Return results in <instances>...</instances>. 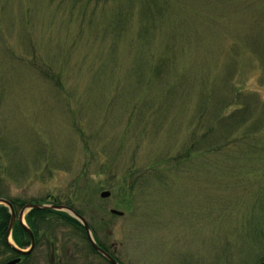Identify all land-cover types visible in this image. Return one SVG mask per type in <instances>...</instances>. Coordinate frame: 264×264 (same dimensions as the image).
<instances>
[{"label":"rangeland","instance_id":"obj_1","mask_svg":"<svg viewBox=\"0 0 264 264\" xmlns=\"http://www.w3.org/2000/svg\"><path fill=\"white\" fill-rule=\"evenodd\" d=\"M0 191L121 264H261L264 0H0Z\"/></svg>","mask_w":264,"mask_h":264},{"label":"flooded vegetation","instance_id":"obj_2","mask_svg":"<svg viewBox=\"0 0 264 264\" xmlns=\"http://www.w3.org/2000/svg\"><path fill=\"white\" fill-rule=\"evenodd\" d=\"M13 202H11L13 211L19 215L21 209L23 206H20L19 204H16V200L13 199ZM50 204H62L53 202L55 200H50ZM14 203V204H13ZM35 203H42V200L35 201ZM57 211V210H55ZM30 212H28L25 215V221L27 225L31 228V219ZM33 219V218H32ZM35 226H42L43 221L42 218L39 217L36 219H33ZM33 224V223H32ZM22 228L20 223H18V220L14 224L13 231H12V238L14 240L15 246L20 249H28L33 245V240L31 235L25 231L23 228V231H25L24 237L22 238L24 242V246L20 245L19 242L16 240V235L18 232H16L17 228ZM34 234V246L32 247L31 251L28 253H20L16 251L11 246L10 252H9V259L14 260L16 258L19 259V261L16 264H78V254L77 251L73 249L72 246H63L61 243L56 242L54 238V232L53 237H48L47 235H42L40 233L33 232ZM90 251V250H89ZM91 252V251H90Z\"/></svg>","mask_w":264,"mask_h":264},{"label":"trees","instance_id":"obj_3","mask_svg":"<svg viewBox=\"0 0 264 264\" xmlns=\"http://www.w3.org/2000/svg\"><path fill=\"white\" fill-rule=\"evenodd\" d=\"M217 145H219L217 143ZM4 174V172L2 171L1 176ZM4 195V196H2ZM0 198H6L9 201H12V198H10L9 193H7L6 191H0ZM31 201H25V202H21L20 206H23L27 203H29ZM16 204H19V202H15ZM14 204V203H13ZM77 212L82 213L80 211L77 210ZM57 211H50V210H33L30 212V217L32 216V218L36 219L41 217L43 224L42 226H35L33 219H29L31 220V230L34 232H36L37 234H44L47 235L48 237H53V230L55 229V227L57 228V225L55 224L58 221H62V224L67 225V224H71L74 225L75 227H77L79 230H81L82 235L86 238L85 235V231L83 226L81 225V223H79V221H77L75 218L67 215L66 213H60ZM59 215V216H57ZM10 222V212L8 207L4 206V205H0V256H7V254H9V252L11 251L8 244L6 243L5 240V235H6V231L8 228ZM33 223V224H32ZM17 235H16V240L19 242L20 245L24 246V242L22 240V238L24 237L25 231H23L22 228H17L16 230ZM87 241V238H86ZM101 242V241H100ZM88 247L90 249V251H92V253L96 254L98 257H100L101 259H103L89 244V242L87 241ZM100 245L106 249L107 251H110L109 248L103 244L102 242L100 243ZM9 259V257L7 256L6 261Z\"/></svg>","mask_w":264,"mask_h":264},{"label":"water","instance_id":"obj_4","mask_svg":"<svg viewBox=\"0 0 264 264\" xmlns=\"http://www.w3.org/2000/svg\"><path fill=\"white\" fill-rule=\"evenodd\" d=\"M111 195V192L106 190V191H103L101 193V197L103 198H107ZM3 203V204H6L8 205L10 208H11V204L5 200V199H0V204ZM49 208H58V209H61V210H66L68 211L72 216H74L75 218H77L81 224L84 226V229L87 233V237L89 239V242L90 244L93 246V248L99 252L101 255H103L105 258H107L111 264H118V262L109 254L107 253L103 248H101L97 242L94 240L93 238V235H92V232H91V227L89 225V223L87 222V220L81 216L80 214H78L77 212H75L73 209L69 208V207H66V206H48V205H37V204H29V205H26L22 211L20 212L19 214V217H18V220L20 222V224L30 233L31 237H32V240H33V234L32 232L30 231V229L23 223V215L25 213L26 210L28 209H49ZM11 211H12V215H11V222L9 224V227H8V230H7V233H6V240L8 242V244L14 248L16 251L18 252H22V253H25L26 251H23V250H20L18 248H16L10 241V234H11V231H12V227L15 223V220H16V215L15 213L13 212V209L11 208ZM111 213L112 214H115V215H118V216H123L124 213L120 210H117V209H111ZM34 243V242H33ZM18 261V259L16 260H12V261H9L7 262L6 264H15L16 262ZM264 264V263H262Z\"/></svg>","mask_w":264,"mask_h":264}]
</instances>
